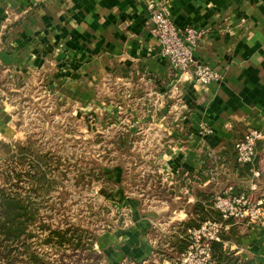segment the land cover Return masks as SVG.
<instances>
[{
    "label": "crops",
    "instance_id": "crops-1",
    "mask_svg": "<svg viewBox=\"0 0 264 264\" xmlns=\"http://www.w3.org/2000/svg\"><path fill=\"white\" fill-rule=\"evenodd\" d=\"M168 7L177 27L200 32L195 61L217 69L221 80L203 85L189 79L194 65L184 74L170 66L152 31L147 0H0V68L18 78L37 73L55 95L86 111L112 82L138 89L126 110L134 121L128 133L135 135L137 123L149 122L146 133L164 149L159 172L179 191L177 198L190 203L195 197L188 185L208 188L209 181L200 182L207 168L249 128H264V0H168ZM5 118L0 114L1 133L9 131ZM202 125L212 133L204 134ZM258 155L252 176L244 180L235 173L232 179L264 198V146ZM218 175H231L227 162ZM225 184L213 189L222 192ZM115 196L131 213L130 225L113 233L115 264L151 257L155 239L146 231L163 213L188 215L182 204L176 209L171 201L150 204L123 187ZM232 248L248 264H264V223H245Z\"/></svg>",
    "mask_w": 264,
    "mask_h": 264
},
{
    "label": "rangeland",
    "instance_id": "rangeland-1",
    "mask_svg": "<svg viewBox=\"0 0 264 264\" xmlns=\"http://www.w3.org/2000/svg\"><path fill=\"white\" fill-rule=\"evenodd\" d=\"M40 77L37 73L25 78L11 77L0 68V114L6 116L5 125L9 128L7 133L0 132V184L5 185L3 178L8 172H12L10 177L21 173L23 188L19 191L33 195L32 199L48 227L79 225L86 230L84 239L87 244L90 243L88 238H94L95 251H92L86 243L84 247L76 248L72 244H61L57 239L48 242L45 238L49 229L45 230L46 233L37 237V249L45 253L51 264H115L111 249H115L111 245L113 233L117 228L130 225L131 213L125 207L121 209V198L110 200L101 192L104 179L114 177L118 180L120 174L125 173L123 185L127 195L139 196L150 204L160 206L171 201V208L176 209L184 205L185 198H177L178 190L176 195L167 198L170 193L155 185L157 178L154 174H157L162 184L174 186L159 172L158 157L161 158L159 155L164 149L153 144L156 139L146 133L144 124L147 125L148 121L143 126L137 123L138 132L129 135L132 141L130 150L118 154L109 149L115 134L119 130L129 131L134 124L132 116L126 112L133 104L129 100L122 102L123 105L119 103L126 85L110 83L107 93L97 92V101L90 102L91 108L86 111L81 110V104L55 95L50 82ZM119 111H123L122 114ZM30 141L40 159L38 163L52 180L49 187L27 181L29 163L35 158L37 163V156L30 155L25 163H17L20 161L15 156L14 144L26 145ZM6 144L13 145L14 151H9ZM101 168L102 173L110 172L106 178L100 174ZM4 188L9 192L17 191V187L10 184ZM182 216L172 210L160 216L158 225L149 234L155 239L152 255H159V246L166 243L167 235L188 219V215ZM159 261L150 258L138 263L168 264Z\"/></svg>",
    "mask_w": 264,
    "mask_h": 264
},
{
    "label": "trees",
    "instance_id": "trees-1",
    "mask_svg": "<svg viewBox=\"0 0 264 264\" xmlns=\"http://www.w3.org/2000/svg\"><path fill=\"white\" fill-rule=\"evenodd\" d=\"M136 90L138 89H126L124 93L120 95L121 100H119V103L123 105L122 102L125 100L131 101L136 95ZM137 94H140V92H137ZM244 135L245 132L237 137L231 145H229L225 154L220 156L221 159L218 164H213L214 166L211 165L207 168V170H209L208 175H201L200 182H205L207 180L209 181L208 183L211 187L201 188L197 186V188L194 189L195 186L188 185L190 193H193L195 197L194 202L190 203H186L187 199H184V207L188 213V219L180 222L178 227L174 229L171 234L167 235L165 242L168 243V246H164L166 243L161 244V246H159L161 247V252H158L159 255L154 256L155 253L151 255L150 258L154 262L159 259V263L165 262L168 264H182L181 256L187 250L189 245V230L199 227L204 221L209 219L222 220L221 213L214 209L213 206L215 196L219 193L215 192L213 189L214 186L226 183L224 186H233L235 189L237 188L238 192L246 191L244 185L245 182L239 179H232L233 174L236 173L239 178L243 177L244 180L253 175L254 169L259 168L258 152L264 146V140H259L257 142L256 154L253 160L243 163L238 159L237 146L244 138ZM110 144L111 146L109 149L116 151L118 154H123L124 152L130 150L132 148V141L129 139L128 129L126 131L119 130V132H117L112 138ZM6 146L10 148L9 151H14L13 147L15 146L14 148H16L17 151L15 156L19 157L18 160L20 162H17L19 164L25 163L30 155L37 156L31 141L26 145L17 143L14 144V146L9 144H6ZM34 160H36V158L33 159L32 163H29L30 168L28 171L30 172L26 175L27 181L29 180L33 185L36 183L41 187H49L52 180L51 178H48L47 170H42L41 165L38 163L40 160L38 156L37 163ZM222 162H227V168L231 174L228 178L226 177L227 175L216 176L217 168L219 169L221 167ZM102 171L103 170L101 168L100 174L104 175L105 178L108 174H110V172L102 173ZM122 171L123 169H121V172ZM11 173L12 172H8L5 178H3V182L5 185L10 184L16 186L17 191L9 192L6 188H4L5 185L2 186L3 184H0V264H51L45 253H42L39 249H37V237L42 233H46L45 230L47 229H49V232L45 240L48 242L52 241V239H57L61 244H72V246L76 248H82L87 244L84 239V231L86 230L79 225L57 229L48 227L49 225L42 217L40 208L32 199L33 195L28 194L27 192L19 191L23 188L20 184L22 181L21 173L17 172L15 177H10ZM213 174L216 177L215 179L212 178ZM154 175L157 178L155 183L156 187L164 192L170 193L166 196L167 198L173 197V195L176 194L175 187L173 185L168 186L167 184H162L158 175ZM125 177L126 174L121 173L118 180L114 177H107L104 179L101 192L107 199L116 200L114 192L119 187H126L123 185ZM100 179L101 178H98V180ZM220 179L221 182H218ZM107 183L108 187H106ZM240 184H242V188L239 187ZM227 222L230 223V228L221 234L220 241L214 240L211 242L213 264H248L247 260L243 259L241 255L237 253V249L232 248V243L239 244L241 238V228L245 223H247V221L229 219ZM120 224H122V221H120ZM150 232H153V228L146 231L147 234H150ZM88 239H90V243L87 244L89 249L95 251L93 249L94 238H92V240L91 238ZM150 258L145 261H148ZM136 263L138 262H134V264Z\"/></svg>",
    "mask_w": 264,
    "mask_h": 264
},
{
    "label": "built area",
    "instance_id": "built-area-1",
    "mask_svg": "<svg viewBox=\"0 0 264 264\" xmlns=\"http://www.w3.org/2000/svg\"><path fill=\"white\" fill-rule=\"evenodd\" d=\"M147 9L151 14L152 31L158 38L162 54L170 66L179 74L187 73L194 65V73L190 80L203 85L222 79V74L205 62L195 61L194 49L199 41L200 32L192 26L179 28L171 18L168 0H147ZM179 76L178 78H180ZM204 134L212 133V128L202 125ZM264 140V128H249L244 138L238 143V159L250 162L256 154V144ZM260 176V172H255ZM252 190L258 191L253 185ZM214 209L222 215V220H206L199 227L188 232L189 245L181 256L182 264H213L211 242L220 241L221 234L230 228L229 219L246 220L249 224L264 223V198L250 192H235L233 187L216 194Z\"/></svg>",
    "mask_w": 264,
    "mask_h": 264
}]
</instances>
